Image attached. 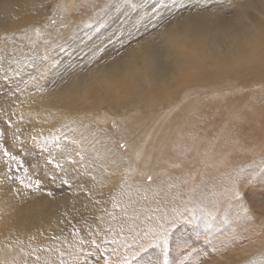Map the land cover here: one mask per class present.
<instances>
[{"label": "rangeland", "instance_id": "374dc122", "mask_svg": "<svg viewBox=\"0 0 264 264\" xmlns=\"http://www.w3.org/2000/svg\"><path fill=\"white\" fill-rule=\"evenodd\" d=\"M261 2L48 0L18 24L0 13V145L17 156L0 150V264H264V75L193 80L232 47L229 30L260 27ZM165 229L169 243L149 248Z\"/></svg>", "mask_w": 264, "mask_h": 264}, {"label": "bare ground", "instance_id": "6f19581e", "mask_svg": "<svg viewBox=\"0 0 264 264\" xmlns=\"http://www.w3.org/2000/svg\"><path fill=\"white\" fill-rule=\"evenodd\" d=\"M40 1V4H36L37 2ZM48 0H6L0 3V13L4 12V14L12 19V23L13 24H18L21 21L26 22V18H28L30 15L32 16H37L39 15L42 10H43V3L46 2ZM39 5V6H36ZM261 6L258 8L259 10H262L261 13L264 11V0H262ZM1 15V14H0ZM249 16V15H248ZM4 17L1 16L0 18L2 19ZM5 19V18H3ZM7 20V18H6ZM8 22V25L10 23V21H6ZM240 23V22H239ZM255 23V22H254ZM11 24V23H10ZM256 25V23L254 24ZM228 27V26H227ZM250 25H248L247 23H241L240 27H234L231 30H229V37H228V41H231V45L232 47H230L226 52L221 51V50H217L214 52H211V54H208V62L203 65V66H198L196 68L198 74H201L200 76L194 77L193 80L199 81V82H195L194 85H201L202 86V81L206 80V82H210L211 80H215L219 77L222 76H226L228 75L230 76H242L245 75V73H255L254 76H258L260 75L259 78H261V75H264V22H262V24L260 25L259 28L256 27V29H249ZM5 28V27H4ZM3 28V29H4ZM7 28V27H6ZM12 28V27H11ZM235 29V30H234ZM249 29V30H248ZM1 31V30H0ZM15 32V31H14ZM4 33V32H3ZM68 34V33H67ZM66 34V35H67ZM70 34V33H69ZM5 35V34H4ZM148 44V43H147ZM152 48H148L144 47L142 48V52L143 55L147 57H149L151 59L150 63L148 64L149 67L150 65H154V60H153V56H150L149 54L152 53ZM140 53V52H139ZM196 53L199 52H194L193 55H197ZM141 54V53H140ZM142 55V54H141ZM142 55V56H143ZM200 56V53L198 54L197 57ZM195 58V56H193V58L191 59V61L189 62V66H190V71L193 73V71L195 70L194 64H193V59ZM206 62V61H205ZM142 63V61H141ZM145 63V62H144ZM143 63V64H144ZM147 65V66H148ZM184 66V65H183ZM263 77V76H262ZM186 80V79H184ZM257 80V79H256ZM255 81V80H254ZM184 82V81H183ZM256 82V81H255ZM188 84V83H187ZM179 85V82L177 81H173L171 84H169V89L167 90V95H169L170 93H172L173 91H175L176 87ZM263 92L259 93L262 94ZM258 95V94H256ZM263 95V94H262ZM166 96V95H165ZM255 96H253L254 98ZM177 102V101H176ZM262 102V100H261ZM263 103V102H262ZM261 103V104H262ZM257 105V104H256ZM233 130V129H230ZM230 134L229 132L227 133V135ZM234 135V134H233ZM232 136V135H231ZM223 137V134H222ZM225 138V137H223ZM227 142V141H226ZM105 156V155H103ZM107 156V155H106ZM121 159V158H119ZM252 162V161H251ZM214 163V162H213ZM258 163V166L263 165L264 163V159H261L259 162H256V164ZM109 165V164H108ZM111 165V164H110ZM224 164L221 165L222 169L224 171H222L228 178V180H226V183L229 185V190L228 192L231 195L232 190L241 187L240 189L242 190L243 187V183L241 180H238L239 183L237 184V181L234 180L231 181V178L233 177V171H230L229 169H224ZM249 165V164H248ZM247 166V164H246ZM245 166V167H246ZM105 167V165H104ZM111 167V166H110ZM109 167V168H110ZM249 168V167H248ZM245 169V168H244ZM260 169V168H259ZM255 170L256 169H252L251 171H245L246 175L248 176L249 174H254L255 175ZM222 173V174H223ZM238 173V172H237ZM223 175V177L225 176ZM232 175V177L230 176ZM256 176V175H255ZM258 176V175H257ZM245 184V183H244ZM220 185V184H219ZM138 186V185H137ZM134 189V188H133ZM132 190V189H131ZM137 190V189H136ZM238 189H236L237 191ZM135 192V190H133ZM235 191V190H234ZM240 191V190H239ZM239 191H237L239 193ZM139 192V191H138ZM141 194V193H140ZM227 194V193H226ZM137 195V194H136ZM229 195V196H230ZM59 197V196H58ZM57 198V197H56ZM81 198V197H80ZM197 198L199 199V197L197 196ZM82 199V198H81ZM77 200V199H76ZM84 200V199H83ZM200 200V199H199ZM85 202V201H84ZM78 203V202H77ZM245 203V201H244ZM200 204V203H199ZM216 204V202H215ZM130 205V204H129ZM77 206V205H76ZM37 209V208H36ZM75 209V208H74ZM78 209V208H77ZM252 211V210H251ZM43 212V211H42ZM65 212V211H64ZM21 213V212H20ZM40 214V213H38ZM57 215H59V212L57 213ZM33 216L36 217H40L42 218L40 215H31L28 217V215L26 213H22V219L25 222H29V219ZM53 216V215H52ZM21 217V216H20ZM46 217L48 219L49 216L46 215ZM35 219V218H34ZM41 220V219H40ZM217 220V219H216ZM254 220V219H253ZM64 221V220H63ZM198 221V220H197ZM218 221V220H217ZM13 222V221H12ZM263 222V221H262ZM63 223V222H62ZM63 225V224H61ZM53 227V226H52ZM58 229V228H57ZM64 229V228H63ZM218 230V229H217ZM63 231V230H62ZM248 231V230H247ZM51 234V232H50ZM256 234V233H255ZM59 235V234H58ZM61 236V235H60ZM65 236V235H64ZM193 236V235H192ZM52 237V236H51ZM259 238V237H258ZM66 239V237L64 238ZM260 240V239H259ZM46 242H43V245H45ZM183 245V244H182ZM262 246V245H261ZM239 256V255H238ZM232 259V258H231Z\"/></svg>", "mask_w": 264, "mask_h": 264}, {"label": "snow or ice", "instance_id": "6c2138e0", "mask_svg": "<svg viewBox=\"0 0 264 264\" xmlns=\"http://www.w3.org/2000/svg\"><path fill=\"white\" fill-rule=\"evenodd\" d=\"M183 7H185V0H158L157 7L153 9V12H156L157 9H159V8L170 9V8H183ZM109 42H111V40ZM100 50H102V49H100ZM0 135H2V133H0ZM119 147L120 148H126V145L120 144ZM0 150L3 151V156L6 157L7 159H9L11 161H17V156H15L11 152H9L6 148L3 147V145H0ZM77 155H79V152H77ZM56 167L60 168V167H62V165L56 164ZM8 178L11 179L12 177L9 176ZM147 181L149 183L152 182V176L151 175L147 176ZM21 183L23 184V181H21ZM62 183L67 184L68 181L63 180ZM38 186H39V184L37 182V187ZM25 187H31V185H25ZM48 195H51V193H48ZM172 224L175 226L176 230L178 231L181 222L174 220V221H172ZM172 235H173V233L170 232L169 229H165L163 231V233L157 238V240H155L154 242H152L149 245V248H155L158 246H160V247L166 246L169 243ZM148 254H149L148 250L145 249L144 255L147 256Z\"/></svg>", "mask_w": 264, "mask_h": 264}]
</instances>
